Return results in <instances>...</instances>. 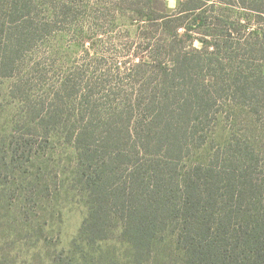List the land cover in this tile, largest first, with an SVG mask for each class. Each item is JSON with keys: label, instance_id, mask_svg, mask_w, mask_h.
Segmentation results:
<instances>
[{"label": "trees", "instance_id": "obj_1", "mask_svg": "<svg viewBox=\"0 0 264 264\" xmlns=\"http://www.w3.org/2000/svg\"><path fill=\"white\" fill-rule=\"evenodd\" d=\"M99 11L136 19L133 66L39 56L60 32L105 34L91 25ZM263 66L264 0L172 12L165 0H0V220L13 219V243L42 240L27 207L39 194L48 210L68 183L88 214L51 264H150L167 242L177 264H264ZM220 120L230 135L216 143ZM115 239L126 261L104 250Z\"/></svg>", "mask_w": 264, "mask_h": 264}, {"label": "rangeland", "instance_id": "obj_2", "mask_svg": "<svg viewBox=\"0 0 264 264\" xmlns=\"http://www.w3.org/2000/svg\"><path fill=\"white\" fill-rule=\"evenodd\" d=\"M83 1H90L92 5L95 2V0ZM165 1L169 11L176 10L178 0ZM240 12L242 11L240 10ZM96 14L100 20L97 19L96 15V18L91 21V25L96 29L106 27L105 34L97 35L91 32L88 35L86 34L85 38H77L72 30L64 33L60 32L52 38L51 43L37 47L39 56L48 57L49 61L59 63L65 67L74 62L83 65L84 69H89L91 65L99 66L100 63L104 62L107 66L121 64L124 67L133 66L136 59L133 55L136 52V45L132 43V37H135L138 32L136 19H130L124 14H117L110 21L109 16L112 15L107 16L106 14L107 18H105L103 11L96 12ZM86 25H89V22ZM195 45L200 47L201 44L197 41ZM94 54L96 57L100 54L104 59L100 60V63L92 61ZM10 87L11 79H6L2 84V91H0L1 100L3 101V105L0 104L1 128L5 124L7 126L11 119V100L8 96ZM238 128L242 131L244 124L241 123ZM229 135L230 123L220 120L213 129L212 140L216 143H222L228 139ZM210 146L211 143L198 151L200 159H205ZM77 189L71 184H65L55 201H52L50 205L48 203V210H42L38 204L34 203V201L39 200V194H36L33 201L30 202L27 207L29 209V220L37 217L44 227L45 235L40 241L33 237L27 241L19 240V242L13 243L12 239L14 238L11 234L13 231L11 225L14 226L13 219H1L0 264H51V259L57 252L71 250L73 241L78 236L82 223L88 214L86 198ZM102 246L104 250L108 247L114 248L121 258L127 260V247L117 239L103 242ZM156 253L155 260L150 264H177V254L168 242L160 247Z\"/></svg>", "mask_w": 264, "mask_h": 264}]
</instances>
